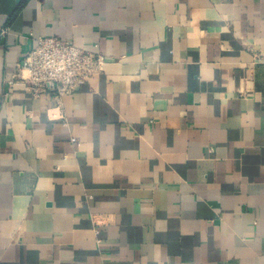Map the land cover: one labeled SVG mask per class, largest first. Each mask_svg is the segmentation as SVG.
Instances as JSON below:
<instances>
[{"label": "crops", "instance_id": "1", "mask_svg": "<svg viewBox=\"0 0 264 264\" xmlns=\"http://www.w3.org/2000/svg\"><path fill=\"white\" fill-rule=\"evenodd\" d=\"M0 25V264H264V0H0ZM49 35L107 57L59 107L7 86Z\"/></svg>", "mask_w": 264, "mask_h": 264}, {"label": "built area", "instance_id": "2", "mask_svg": "<svg viewBox=\"0 0 264 264\" xmlns=\"http://www.w3.org/2000/svg\"><path fill=\"white\" fill-rule=\"evenodd\" d=\"M0 25V37L8 32ZM107 57L98 50H89L58 36H39L37 45L18 64L19 72L7 82L25 84L34 97L51 93L61 105L62 97L76 92L89 78L98 74ZM64 117L63 115H61ZM76 142V138H72Z\"/></svg>", "mask_w": 264, "mask_h": 264}]
</instances>
